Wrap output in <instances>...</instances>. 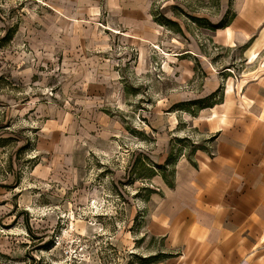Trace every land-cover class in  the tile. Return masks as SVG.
Wrapping results in <instances>:
<instances>
[{"label": "rangeland", "instance_id": "1", "mask_svg": "<svg viewBox=\"0 0 264 264\" xmlns=\"http://www.w3.org/2000/svg\"><path fill=\"white\" fill-rule=\"evenodd\" d=\"M222 14V0H0V264H174L164 176L253 68L209 27Z\"/></svg>", "mask_w": 264, "mask_h": 264}, {"label": "crops", "instance_id": "2", "mask_svg": "<svg viewBox=\"0 0 264 264\" xmlns=\"http://www.w3.org/2000/svg\"><path fill=\"white\" fill-rule=\"evenodd\" d=\"M222 13L214 30L253 68L209 106L205 147L163 180L158 229L173 232L174 264H264V0H222Z\"/></svg>", "mask_w": 264, "mask_h": 264}, {"label": "trees", "instance_id": "3", "mask_svg": "<svg viewBox=\"0 0 264 264\" xmlns=\"http://www.w3.org/2000/svg\"><path fill=\"white\" fill-rule=\"evenodd\" d=\"M194 20H195V19H194ZM166 21H168V22H172V21H169V20H166ZM222 26H223V24H222V20H221L218 24H212V23H209V27L212 28V29H216V28H219V27H222ZM170 173H171V176H172L173 170L170 171ZM166 178H167V176L165 175V176H164V180H167Z\"/></svg>", "mask_w": 264, "mask_h": 264}]
</instances>
